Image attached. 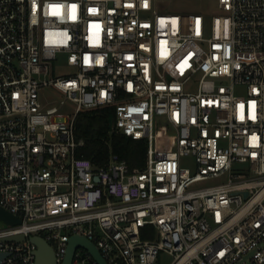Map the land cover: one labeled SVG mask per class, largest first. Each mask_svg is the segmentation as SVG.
Masks as SVG:
<instances>
[{
	"label": "built area",
	"instance_id": "obj_1",
	"mask_svg": "<svg viewBox=\"0 0 264 264\" xmlns=\"http://www.w3.org/2000/svg\"><path fill=\"white\" fill-rule=\"evenodd\" d=\"M174 1L0 0V207L21 221H0V264H36L33 237L63 264L76 236L108 264H264V0ZM59 59L74 73L52 77ZM105 107L144 170L79 155V114Z\"/></svg>",
	"mask_w": 264,
	"mask_h": 264
},
{
	"label": "trees",
	"instance_id": "obj_2",
	"mask_svg": "<svg viewBox=\"0 0 264 264\" xmlns=\"http://www.w3.org/2000/svg\"><path fill=\"white\" fill-rule=\"evenodd\" d=\"M116 109L114 107L98 108L83 111L76 122V134L86 141L79 155L89 159L95 167L108 162L111 154L126 160L131 170H144L147 160L148 143L146 140H133L114 131ZM149 233H144V239H150Z\"/></svg>",
	"mask_w": 264,
	"mask_h": 264
},
{
	"label": "rangeland",
	"instance_id": "obj_3",
	"mask_svg": "<svg viewBox=\"0 0 264 264\" xmlns=\"http://www.w3.org/2000/svg\"><path fill=\"white\" fill-rule=\"evenodd\" d=\"M173 8L177 9V11H169L175 13L181 12H198L202 9L207 8L210 6L211 11H217V2L209 0V1H200V0H176L172 3ZM241 58L249 60L252 57L250 55H244ZM74 73V69L71 68L66 60L59 59L57 62L54 63V70L51 74L52 77H67ZM64 99V95L54 88H47L41 91V100L44 102H48L47 107H54L56 105L59 106L60 101ZM75 110L73 104L68 103L66 107L63 109L64 113H72ZM183 166L189 168L191 170L196 169V162L195 159L192 157L185 158L183 160ZM229 180L228 176H224L221 178H214L209 181V185H218ZM252 254L246 255L242 262L237 264H252L251 263ZM170 258H163V262L161 264H169Z\"/></svg>",
	"mask_w": 264,
	"mask_h": 264
},
{
	"label": "water",
	"instance_id": "obj_4",
	"mask_svg": "<svg viewBox=\"0 0 264 264\" xmlns=\"http://www.w3.org/2000/svg\"><path fill=\"white\" fill-rule=\"evenodd\" d=\"M0 221L2 223L14 225V226L19 225L21 223V221L17 217L4 210L2 207H0ZM9 240L25 241L26 239L24 236H18L11 238ZM31 242L37 246L36 264H57L54 256V251L50 247V245L46 242V240H44L41 237H33L31 238ZM79 247L87 249L99 264H108L93 243H91L89 240L85 238H81L78 236L70 240L69 249L63 264L72 263L74 252Z\"/></svg>",
	"mask_w": 264,
	"mask_h": 264
},
{
	"label": "bare ground",
	"instance_id": "obj_5",
	"mask_svg": "<svg viewBox=\"0 0 264 264\" xmlns=\"http://www.w3.org/2000/svg\"><path fill=\"white\" fill-rule=\"evenodd\" d=\"M49 261H50V260H49ZM49 261H48V262H49Z\"/></svg>",
	"mask_w": 264,
	"mask_h": 264
}]
</instances>
